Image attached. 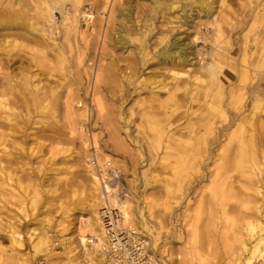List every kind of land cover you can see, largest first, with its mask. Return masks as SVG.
<instances>
[{
  "label": "rangeland",
  "instance_id": "obj_1",
  "mask_svg": "<svg viewBox=\"0 0 264 264\" xmlns=\"http://www.w3.org/2000/svg\"><path fill=\"white\" fill-rule=\"evenodd\" d=\"M177 1L130 0L126 16L125 0H0L4 11L32 25L0 29L1 229L17 225L26 235L40 232L53 218L50 235L60 251V239L87 216L85 171L92 169L98 183L112 189L100 193L99 208L106 195L127 200L132 228L148 244L138 210L152 230L162 227L160 249L148 245L158 264H175L166 253L178 251L177 236L195 235L192 227L204 264H219L241 240L251 246V225L264 226L255 212L257 207L264 215V113L254 105V98L264 100V0H208L211 17L181 13ZM51 9L52 21L46 12ZM174 38L184 46L185 66L162 65L154 58L144 62ZM209 64L212 77L205 70ZM171 112L176 135L187 126L185 114L193 123L207 120L218 129L241 118L251 143L241 167L232 164L224 172L220 161L210 165L209 171L219 172L215 182L225 179L232 192L198 179L188 201L184 189L176 187L180 199L172 215L165 210L168 171L152 163V154L170 142L164 116ZM108 140L116 146L108 147ZM58 222L69 229L62 236L55 233ZM27 248L25 243L26 257Z\"/></svg>",
  "mask_w": 264,
  "mask_h": 264
},
{
  "label": "bare ground",
  "instance_id": "obj_2",
  "mask_svg": "<svg viewBox=\"0 0 264 264\" xmlns=\"http://www.w3.org/2000/svg\"><path fill=\"white\" fill-rule=\"evenodd\" d=\"M111 1V0H105ZM188 3H181V0H178V9L181 13L186 12H195L197 14L203 13L205 17H211L213 15L212 2L208 0H186ZM130 0H125L124 8L121 10L126 16L129 14L130 6L128 3ZM47 18L52 21V9L47 10ZM102 12L98 14L102 15ZM13 13V14H12ZM14 12L4 11V7H0V29L3 26L8 28L18 27L22 23H25L29 28L32 27L29 19L22 20L19 17L15 16ZM85 19L88 15L85 13ZM68 18L65 16V21ZM186 20L187 17L184 16ZM216 37L220 36L219 30L215 31ZM118 43H121L122 37L116 38ZM17 44H14L12 50L17 48ZM183 44L179 38H174L172 42L163 46L158 51L154 52L151 58H147L144 62L151 60L152 58L156 59L162 65H170L175 63V65L185 66L187 63V57L183 52ZM262 68V66H261ZM210 77L214 76L213 65L209 64L205 69ZM173 79H176L177 74L173 73ZM98 76V75H97ZM174 98L173 94L170 96V101ZM65 105L69 107V102H66ZM254 105L257 106V109L261 110V113H264V100L260 98H254ZM179 107V106H178ZM177 105L173 107L175 111ZM0 109L2 105L0 104ZM174 112H171L169 115L164 116L166 120V125L168 126V131L166 136L168 142L173 145L170 147L169 143L163 144L160 152L152 154V163L154 166L160 170L168 171V178L165 180V189L168 196L166 202L165 210L172 215L175 206L178 204L179 197H176L177 188L184 189L185 199L190 200L188 195L190 192H193L191 188L194 184H198L197 180L200 182L203 180L209 181V183L215 182L219 172L215 174L212 171H209L210 165L220 161L223 171L229 172L233 165H238L241 167L244 160H246L247 153L246 150L250 146L249 137L247 132L243 128L244 121L240 118L229 119L227 120L226 125L218 129L214 126V123H210L208 126L207 120L203 124L198 125L197 122H192L191 118L189 119L186 114L182 117L186 120L187 126L183 128L184 131H173L171 128V118ZM226 120V118H225ZM209 121V120H208ZM259 122V121H258ZM153 128V127H152ZM157 130V129H155ZM157 130V141L156 144L159 146L160 133ZM162 134V133H161ZM83 145H87V141L82 139V136L79 137ZM116 143V142H115ZM113 141L108 140L106 145L112 146L115 145ZM163 143V142H162ZM93 145H98L97 141L93 139ZM141 156V160H144L143 154L140 152L138 154ZM85 158V155H81ZM175 157V158H174ZM96 161H99L100 157L94 155ZM175 159V164L170 162V159ZM176 164L178 165L180 171L176 169ZM233 164V165H232ZM205 168V169H204ZM92 173L91 170L85 171V176L88 179V189L89 193L86 196V210L87 216L79 218L74 226L70 229V236L60 239L63 241L62 249L56 251L54 249V243L51 239V225L53 224V218H47L46 223L42 224L40 227V232L36 230H31L26 235L22 233L20 227L9 226L1 229L0 227V264H39L40 261H45L46 264H78V257L83 258L82 264H103L102 263V247L105 243V234L104 229L100 226L99 221V204H100V193L103 191L105 194H109L112 189L109 185L104 184V186L98 183L96 176ZM228 176V173L226 174ZM244 176V175H243ZM176 180L177 184L175 183ZM218 180L217 182H219ZM215 182V184L217 183ZM220 188L223 191L232 192V186L224 181L218 183ZM245 187V185H243ZM212 187H209L211 190ZM228 189V190H227ZM217 193L213 191L212 196L215 197ZM256 195H260V191L257 190ZM103 208L107 210L115 209L116 213L119 216L118 223L121 224L122 228L127 230L136 231L133 229V213L127 202V200H120L116 196L106 195L104 196ZM106 200V201H105ZM102 202V201H101ZM148 204V203H147ZM255 212L264 218L261 210L255 207ZM99 214V215H98ZM160 226V220L157 215L153 216ZM137 221L140 224L142 232H145L149 237L151 250L156 252L160 249L159 246V236L161 234V228L159 231L152 230L147 224L145 217L138 210V216L136 217ZM19 224V221H17ZM58 230L55 233H62L68 231V227L62 225L61 222L56 223ZM192 233H187L186 236H177L181 240L179 249L177 252L172 251L171 253L167 252L166 256H171L172 260L175 261V264H194L196 261L200 264H204L205 255L201 254L200 251L195 247L196 245V228L192 227ZM257 229V230H256ZM264 226L261 223L257 225H251L250 233L247 235V239L251 240L253 243L251 246L247 247L246 244L241 240L239 241V248L235 250L225 251L221 255V261L219 264H254L261 262L264 264ZM256 232L254 233V231ZM258 231V232H257ZM263 231V232H262ZM140 232V231H138ZM141 233V232H140ZM195 240V241H194ZM25 243H28L27 256L23 254V248ZM60 258L62 260H60ZM158 264V263H157Z\"/></svg>",
  "mask_w": 264,
  "mask_h": 264
},
{
  "label": "built area",
  "instance_id": "obj_3",
  "mask_svg": "<svg viewBox=\"0 0 264 264\" xmlns=\"http://www.w3.org/2000/svg\"><path fill=\"white\" fill-rule=\"evenodd\" d=\"M91 166L96 170L99 169L93 162ZM99 211L100 226L104 229L106 238L102 247L103 264H157L155 257L147 247L145 236L138 231L122 228L118 223L117 210H107L102 206ZM40 264L46 263L41 262Z\"/></svg>",
  "mask_w": 264,
  "mask_h": 264
}]
</instances>
